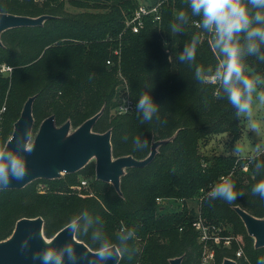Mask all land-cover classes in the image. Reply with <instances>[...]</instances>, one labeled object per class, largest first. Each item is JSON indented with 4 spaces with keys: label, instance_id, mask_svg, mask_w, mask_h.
I'll return each mask as SVG.
<instances>
[{
    "label": "trees",
    "instance_id": "1",
    "mask_svg": "<svg viewBox=\"0 0 264 264\" xmlns=\"http://www.w3.org/2000/svg\"><path fill=\"white\" fill-rule=\"evenodd\" d=\"M157 1H161L159 21L144 16L137 32L125 25L140 3ZM181 9H188V0H0V12L46 15L40 24L0 32V65L11 68L0 71V107L5 106L1 142L10 137L30 96L34 97L32 133L50 115L55 126L69 121L76 128L100 111L92 130H110L113 157L141 160L151 144L160 141L145 165L124 168L118 189L94 178L93 161L76 172L35 178L21 188H0V241L10 236L21 217H42L43 234L52 237L71 215L86 207L99 222L74 233L75 238L97 250L91 233L99 229L116 246L117 264H170L175 257H180L179 264H200L203 244L192 225L197 216L223 228V234L228 229L243 240L241 246L233 239L229 246L209 243L212 264L225 258L235 264H256L264 256V246L254 245L235 209L264 217V199L251 192L264 176L256 173L254 161L246 156L202 150L216 135L237 141L243 122L226 97L215 95L218 84L195 80L197 64L214 66L220 56L212 34L199 27L198 17L176 20ZM174 23L181 24L179 32L172 30ZM193 35L198 37L196 60L180 61L177 53ZM246 72L264 74V62L248 57ZM149 83L154 85L150 91L159 110L152 121L141 122L136 99ZM124 85L133 107L118 113L116 107L126 97ZM135 136L148 141L142 150L133 147ZM87 176L93 177L90 186L79 189ZM222 176H230L242 192L235 201L211 199L203 193ZM156 197L163 202L157 203ZM176 201L180 205L172 209L170 204ZM129 228L135 231L121 240ZM239 247L242 253L237 256Z\"/></svg>",
    "mask_w": 264,
    "mask_h": 264
},
{
    "label": "clouds",
    "instance_id": "2",
    "mask_svg": "<svg viewBox=\"0 0 264 264\" xmlns=\"http://www.w3.org/2000/svg\"><path fill=\"white\" fill-rule=\"evenodd\" d=\"M199 18V27L212 34V45L219 53L220 59L214 66L197 64L194 68V78L200 83H216L219 85L215 92L217 97H226L235 108L237 116L243 115L253 119V100L264 102V74L246 72V60L255 57L264 62V0H188V9L178 11L176 20L186 22L189 16ZM172 30L179 32L181 24L171 25ZM198 37L193 35L190 42L185 43L183 49L177 53L180 61L193 62L196 60ZM171 60V56L169 57ZM154 85L149 83L136 99L135 109L141 122H150L159 110L158 102L153 98L150 89ZM122 111H127L124 107ZM252 128L257 125L253 123ZM28 135L16 137V143L10 144L11 139L0 142V187L7 186L13 179L20 180L27 174L28 162L24 147ZM148 141L140 136L132 138V145L136 150L146 147ZM236 145L234 151H239ZM264 143H256L251 150L248 160L257 174L264 176L260 170L264 168ZM251 192L264 199V178L257 180L251 186ZM242 192L237 191L230 176H222L218 182L207 191V197L220 198L227 202L237 199ZM99 222V217H93L88 208L84 207L71 215L67 221L70 233H80L86 227ZM135 230L129 228L120 235L121 240H127ZM91 238L98 247L94 256L100 262L111 258L116 251L113 242L99 229H94ZM30 237L25 236L21 247H29ZM77 244L71 239L62 243H45L32 252L33 259H39L41 264H65L70 260L73 264L83 259L77 254ZM256 264H264V256L257 258Z\"/></svg>",
    "mask_w": 264,
    "mask_h": 264
},
{
    "label": "water",
    "instance_id": "3",
    "mask_svg": "<svg viewBox=\"0 0 264 264\" xmlns=\"http://www.w3.org/2000/svg\"><path fill=\"white\" fill-rule=\"evenodd\" d=\"M46 15L36 17L0 12V32L5 29L37 25L42 22ZM1 44V42H0ZM33 96L24 102L19 117L13 124V130L8 139L13 138L10 144L16 143V137L24 134L29 137L33 117L31 114V104ZM100 111L84 120L73 132L66 135L70 123L64 122L60 126H55L53 116L44 118L39 124L34 140L25 153L27 156L28 170L23 179H13L7 186L0 188H21L31 180L39 177L53 178L63 173L78 171L88 161L90 156H95V178L112 183L118 189L119 176L122 169L130 166H143L153 156L156 146L160 141L151 144L149 154L141 159H135L130 155L113 157L111 153L110 130L96 132L92 130V125L99 116ZM28 140V139H27ZM61 172V174H59ZM240 216L247 233L254 238L256 247L264 246V217L258 218L247 211L235 207ZM43 219L40 216L21 217L14 225L9 237L0 241V264H41V261L33 259L32 252L39 249L45 243L58 244L66 239H71L77 244V254L83 259L76 264H100L94 256L96 250L89 248L84 242L75 238L74 233H70L67 224L59 229L48 241L44 239ZM30 237L29 247L22 248L21 244L25 236ZM116 251L105 264H117L119 252ZM180 257L170 259V264H179ZM65 264H73L66 260ZM221 264H235L234 260L225 258Z\"/></svg>",
    "mask_w": 264,
    "mask_h": 264
},
{
    "label": "rangeland",
    "instance_id": "4",
    "mask_svg": "<svg viewBox=\"0 0 264 264\" xmlns=\"http://www.w3.org/2000/svg\"><path fill=\"white\" fill-rule=\"evenodd\" d=\"M67 8L71 11H77L78 10L77 8L73 7L72 5H67ZM201 38H204L203 34L201 35ZM206 39H207L208 43H210V39H208V38H206ZM126 94H127V87L124 85L122 96L125 97ZM253 111H254V116H253L252 120H249L247 117L240 115V118H241L243 123H242V131L240 132L237 141L232 142L231 137L229 135H226V134L216 135L215 137H213L212 140H210L207 143L206 146H204L202 148V150L204 152L230 153V154H237L239 156L248 157L251 150L253 149V147L256 143H258V142L264 143V102L259 101L258 99L254 98V100H253ZM3 112L4 111H2V113ZM2 113H1L0 118H2V115L4 114V113L3 114ZM20 113H21V111H20ZM20 113H19V115H20ZM19 115H18V117H19ZM2 122H3V120L0 119V142H1ZM253 123H255L257 125V127L255 129H253L251 126ZM73 130H74V128H72L70 126L66 135H69L70 133H72ZM36 132L32 133V130L30 128L29 137L27 140L26 147L31 145V143L34 140ZM236 145L239 146V149H240L239 151H234ZM261 156H264V153H262ZM89 161L95 162V156L94 155L90 156ZM245 167L247 168V165L244 166V168ZM244 168H243V170H246V168L245 169ZM122 171H123V169H122ZM59 174H61V172H59ZM94 178H95V175H94ZM86 179H87L86 184H81L79 182V186H78L79 189L80 188H88L90 186V182H92L93 177L87 176ZM179 203H180L179 201H176V202L170 204V207L172 209L178 208L180 205ZM193 206L195 208H197L195 206V204ZM246 231H247V229H246ZM227 232L230 236H232L233 241L238 243L240 246L243 244V240H242L240 234H238L236 232H232L228 229H227ZM44 239L46 241H48L50 239V237L44 236ZM241 253H242V251H241ZM209 264H212V262H210Z\"/></svg>",
    "mask_w": 264,
    "mask_h": 264
},
{
    "label": "built area",
    "instance_id": "5",
    "mask_svg": "<svg viewBox=\"0 0 264 264\" xmlns=\"http://www.w3.org/2000/svg\"><path fill=\"white\" fill-rule=\"evenodd\" d=\"M160 3H161V1H157L153 4L140 3L137 6V8H135V10L131 14V16H129L125 20V25L128 26L132 32H137L139 30V28L143 25V17L144 16H150L152 21H159V19H160V11H159ZM195 24H197V22H195ZM114 52L117 53L116 50ZM106 63L109 64L111 62H110V60L107 59ZM10 69L11 68L8 65H5V64L0 65V71L1 72H6V71H9ZM124 107H127V111L131 110L133 107V102L128 97H126L116 107V112H118V113L127 112V111H122V109ZM4 110H5V106L3 105L0 107V117H1L2 111H4ZM86 181H87L86 179H81L80 183L86 184ZM207 191L205 190L203 193L207 194ZM156 202L160 203V202H163V200L160 197H156ZM192 225L198 231V240L200 242H202V244H203L202 258H201L200 264H209L212 260L213 250L210 247L209 243L216 244V245L221 244L224 246H229L231 243L232 236H230L229 234H223V232H222L223 228H221L219 226L205 223L204 220L201 218V216H197L192 221ZM235 254L237 256H239L241 254V248L240 247L236 250Z\"/></svg>",
    "mask_w": 264,
    "mask_h": 264
}]
</instances>
